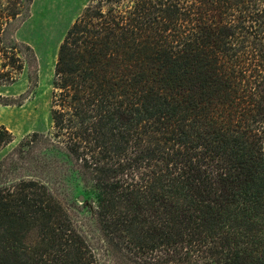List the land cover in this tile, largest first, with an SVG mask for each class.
<instances>
[{
	"label": "trees",
	"instance_id": "16d2710c",
	"mask_svg": "<svg viewBox=\"0 0 264 264\" xmlns=\"http://www.w3.org/2000/svg\"><path fill=\"white\" fill-rule=\"evenodd\" d=\"M94 2L58 49L51 132L32 137L79 164L145 264H264V0ZM20 3L0 0L4 84L27 63L4 41ZM13 141L0 125V152ZM0 264L96 258L28 180L0 188Z\"/></svg>",
	"mask_w": 264,
	"mask_h": 264
},
{
	"label": "rangeland",
	"instance_id": "374dc122",
	"mask_svg": "<svg viewBox=\"0 0 264 264\" xmlns=\"http://www.w3.org/2000/svg\"><path fill=\"white\" fill-rule=\"evenodd\" d=\"M94 3V0H32L30 4L21 0L20 16L6 27L5 44L29 47L35 58L22 48L27 60L23 74L12 84L0 82V125L14 136V141L0 152V188L28 180L41 182L64 207L93 251L96 264H145V252L133 250L128 239L120 240L104 229L98 192L79 164L61 149L47 159L49 150H45L43 139L32 137L35 133L51 132L58 49L71 25ZM51 41L53 46H49ZM23 140L26 144L20 149Z\"/></svg>",
	"mask_w": 264,
	"mask_h": 264
},
{
	"label": "bare ground",
	"instance_id": "6f19581e",
	"mask_svg": "<svg viewBox=\"0 0 264 264\" xmlns=\"http://www.w3.org/2000/svg\"><path fill=\"white\" fill-rule=\"evenodd\" d=\"M53 44H54V41H51V43L49 44V46H50V45L53 46Z\"/></svg>",
	"mask_w": 264,
	"mask_h": 264
}]
</instances>
